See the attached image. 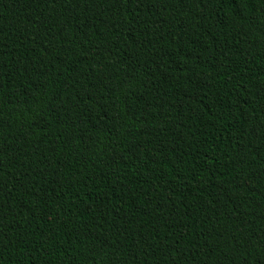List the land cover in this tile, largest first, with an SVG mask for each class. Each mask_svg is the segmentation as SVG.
<instances>
[{
    "label": "trees",
    "instance_id": "trees-1",
    "mask_svg": "<svg viewBox=\"0 0 264 264\" xmlns=\"http://www.w3.org/2000/svg\"><path fill=\"white\" fill-rule=\"evenodd\" d=\"M0 264H264V0H0Z\"/></svg>",
    "mask_w": 264,
    "mask_h": 264
}]
</instances>
